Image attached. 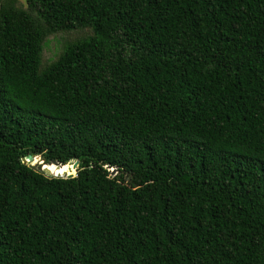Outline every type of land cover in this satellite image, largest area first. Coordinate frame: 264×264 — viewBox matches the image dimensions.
Returning a JSON list of instances; mask_svg holds the SVG:
<instances>
[{
  "label": "trees",
  "instance_id": "trees-1",
  "mask_svg": "<svg viewBox=\"0 0 264 264\" xmlns=\"http://www.w3.org/2000/svg\"><path fill=\"white\" fill-rule=\"evenodd\" d=\"M0 264H264V0H0Z\"/></svg>",
  "mask_w": 264,
  "mask_h": 264
},
{
  "label": "water",
  "instance_id": "water-1",
  "mask_svg": "<svg viewBox=\"0 0 264 264\" xmlns=\"http://www.w3.org/2000/svg\"><path fill=\"white\" fill-rule=\"evenodd\" d=\"M23 163H29V165H32L36 167L37 170L43 171L47 175H58V176H64V177H72L75 176L77 173V166H78V159H70L67 161L66 164H69L74 169L73 172H67L63 171L62 173H53L52 170L49 168L51 165H55L57 169L62 167L64 164L60 163L56 160L46 161L44 156H33V155H27L26 157H22ZM111 174L116 173V169L114 167L109 168Z\"/></svg>",
  "mask_w": 264,
  "mask_h": 264
},
{
  "label": "rangeland",
  "instance_id": "rangeland-1",
  "mask_svg": "<svg viewBox=\"0 0 264 264\" xmlns=\"http://www.w3.org/2000/svg\"><path fill=\"white\" fill-rule=\"evenodd\" d=\"M75 36L74 32H59L48 35L41 51V64L45 65L55 59L61 52L64 42Z\"/></svg>",
  "mask_w": 264,
  "mask_h": 264
}]
</instances>
